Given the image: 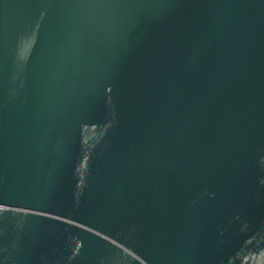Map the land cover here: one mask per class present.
Wrapping results in <instances>:
<instances>
[{
	"label": "water",
	"instance_id": "water-1",
	"mask_svg": "<svg viewBox=\"0 0 264 264\" xmlns=\"http://www.w3.org/2000/svg\"><path fill=\"white\" fill-rule=\"evenodd\" d=\"M0 264H264V0H0Z\"/></svg>",
	"mask_w": 264,
	"mask_h": 264
}]
</instances>
